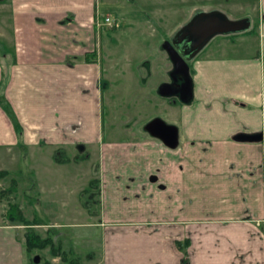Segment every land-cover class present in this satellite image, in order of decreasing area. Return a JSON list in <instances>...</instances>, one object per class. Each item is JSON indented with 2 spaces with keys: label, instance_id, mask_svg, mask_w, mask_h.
I'll use <instances>...</instances> for the list:
<instances>
[{
  "label": "crops",
  "instance_id": "1",
  "mask_svg": "<svg viewBox=\"0 0 264 264\" xmlns=\"http://www.w3.org/2000/svg\"><path fill=\"white\" fill-rule=\"evenodd\" d=\"M213 1L258 20L215 36L191 61L193 99L183 102L159 90L173 72L158 46L162 2L142 23L154 55L118 57L107 46L104 57L105 32L116 33L123 15L115 0H0V161L14 154L20 167L31 150L40 200L58 195L55 173L84 180L71 203L80 217L50 228L99 231L97 264H264V140L237 139L264 131V0ZM159 108L177 128L174 147L130 119ZM119 110L130 116L119 121ZM93 158L96 170L85 167ZM94 179L99 211L80 200ZM19 228L0 223V264H27Z\"/></svg>",
  "mask_w": 264,
  "mask_h": 264
},
{
  "label": "rangeland",
  "instance_id": "2",
  "mask_svg": "<svg viewBox=\"0 0 264 264\" xmlns=\"http://www.w3.org/2000/svg\"><path fill=\"white\" fill-rule=\"evenodd\" d=\"M119 1L123 2V0H115L114 3L115 5L122 8L121 10L123 15L119 18L120 27L116 33L111 31L105 32V35L109 34V37L111 38H109V41H107L105 37V41H103L104 57L109 54L107 46L111 47L113 49L111 53L118 57H133L135 55L142 54L154 55L152 46L155 41L149 37H142V33L145 32L142 23L146 20L147 16H150L149 13H147V7L151 5L150 3H155L154 5L160 7L159 4L162 2L161 8L166 11V15L163 18L164 21L162 28L160 30V34L164 36L161 37H163L165 41H171L178 31L186 23H188L196 13L216 10L210 8V6H213V0H211V3L209 0H188L187 3H183V0H152L150 2L149 0H135L134 2H130L131 0H128L127 4L125 5L123 3L120 4ZM234 1H232L233 3L231 5L236 4ZM250 2L252 3L250 0L247 1V3ZM107 8L108 7L106 5L103 6L102 11H106ZM114 10V8L111 9L112 12H115ZM224 12L231 19H241L244 16L249 17L253 25H256L258 20L257 14H255L254 11H250V13L244 15L239 14L238 11L233 9H231V11L224 10ZM2 19L3 16L0 14V22ZM140 25H142V27H139ZM165 41H161L158 46L166 55H168L163 48ZM169 61L171 62L170 58ZM190 63L191 62H189V64ZM171 65L173 67L172 62ZM103 112L105 123H107V120L109 119V111L104 109ZM131 112L132 115L130 116L128 113H126V111L119 110L115 116L119 121H121L123 120L124 115H128L130 116L131 120L137 118L140 120V122L147 124L156 117L164 119L162 116L165 114L162 108L142 111V118L139 117L140 111L137 110ZM158 114L161 116H155ZM31 154V150L25 149L23 151V159L20 163V167L16 165L18 158L14 154L12 156H8V158L1 159L0 161V164H2L3 168L8 171V174L4 178L0 179V223L11 222L12 224L18 225L20 227V232L25 237V245L26 234L30 229H33L35 232L39 233L43 238L47 237L48 233L49 235H54L56 245L60 246V248H56V250L60 251L62 255L58 256V258L54 260L55 256H53L50 247L45 249L35 248L29 251L26 245L27 264H29L30 261L35 259L37 256H39L38 263L40 264H97L99 262V255L101 253V247L97 245V240L100 239L101 235L99 231L96 235L95 228L68 227L62 225L63 227L59 228L58 230L60 234L63 235L57 236L55 229L50 228V226L55 222L67 224L70 220L69 216L71 215L73 218L80 217L77 214L78 212H76L77 208L71 207V203L75 200L73 193L79 190V188L82 186V183H84V180L82 179L81 181L74 182L72 179L73 175L71 174L69 176V181L66 182L62 181V176L65 177V174L61 175V173H55V180L51 186H60V189L56 190L57 192L59 191L58 195L56 194L55 198L40 200L42 198L38 193L37 187H35L34 176L30 168L33 164ZM98 166L99 161L96 162V159L94 158L91 160V162L85 163V167H92L93 170H96ZM18 169H20V172ZM13 187L14 189H12ZM96 190L87 189L83 191L82 194L80 192L81 198L79 194L81 204L84 207L88 206L92 211H99V206H96V201H98L97 195L99 194L96 196L92 195ZM92 196L94 199H92ZM89 202L94 203L92 205H88ZM13 204L20 207L26 219H29V221H32V223L38 224L34 225L33 227L31 226L32 228H29L28 226L20 224L19 222L10 221L8 212L10 210V206ZM72 209L73 211L71 212ZM67 210L70 211L67 212ZM92 230L94 232H92ZM66 235L74 239L72 240L73 245L71 244V241L69 243ZM82 236H85L86 238L83 239Z\"/></svg>",
  "mask_w": 264,
  "mask_h": 264
},
{
  "label": "water",
  "instance_id": "3",
  "mask_svg": "<svg viewBox=\"0 0 264 264\" xmlns=\"http://www.w3.org/2000/svg\"><path fill=\"white\" fill-rule=\"evenodd\" d=\"M251 19H231L220 10L202 11L196 13L170 41H165L163 48L173 63V73L182 77L179 98L183 102L193 99L192 77L190 73L191 62L207 45L218 35H231L249 31ZM170 84L160 87V94L170 96ZM145 130L153 137L159 138L168 146L174 147L178 140L177 128L166 123L160 117L154 118L145 125ZM237 139L241 141H263L264 131L255 134H240ZM39 262V256L35 258Z\"/></svg>",
  "mask_w": 264,
  "mask_h": 264
},
{
  "label": "trees",
  "instance_id": "4",
  "mask_svg": "<svg viewBox=\"0 0 264 264\" xmlns=\"http://www.w3.org/2000/svg\"><path fill=\"white\" fill-rule=\"evenodd\" d=\"M1 104L5 112L9 115V117L14 122L15 127H16L18 123H17V119L14 115L13 110L10 108V106L7 103L4 102V99H1ZM65 160H69V159H65ZM7 174H8V171L0 170V179L4 178ZM96 183H97L96 179L91 181V185L89 189L90 190L98 189V186ZM12 189H14V187ZM8 215H9L10 221L19 222L20 224L26 225L29 228H32L34 225L38 224V223H32V221H29V219H26V217L24 216L22 210L20 209L18 205H14V204L11 205ZM26 245L29 251L35 248L45 249L47 247H50L53 256L62 255L60 251L56 250V248H60V246L56 245L55 237L53 234L52 235L48 234L47 237L43 238L41 237L39 233L35 232L33 229H30L29 231H27V234H26ZM29 264H40V263H37L35 259H32Z\"/></svg>",
  "mask_w": 264,
  "mask_h": 264
},
{
  "label": "flooded vegetation",
  "instance_id": "5",
  "mask_svg": "<svg viewBox=\"0 0 264 264\" xmlns=\"http://www.w3.org/2000/svg\"><path fill=\"white\" fill-rule=\"evenodd\" d=\"M172 83L169 85V91H171V95L179 97L180 96V84L183 82V79L180 75L172 72ZM157 118V117H156Z\"/></svg>",
  "mask_w": 264,
  "mask_h": 264
},
{
  "label": "built area",
  "instance_id": "6",
  "mask_svg": "<svg viewBox=\"0 0 264 264\" xmlns=\"http://www.w3.org/2000/svg\"><path fill=\"white\" fill-rule=\"evenodd\" d=\"M104 23H107L109 25H112L113 24V21H112V19L109 16H106L105 19H104Z\"/></svg>",
  "mask_w": 264,
  "mask_h": 264
}]
</instances>
